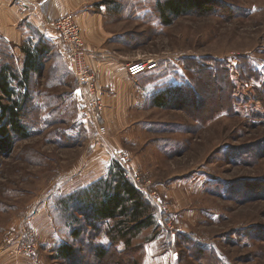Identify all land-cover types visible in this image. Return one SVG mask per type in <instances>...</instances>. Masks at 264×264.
Here are the masks:
<instances>
[{
	"label": "rangeland",
	"instance_id": "374dc122",
	"mask_svg": "<svg viewBox=\"0 0 264 264\" xmlns=\"http://www.w3.org/2000/svg\"><path fill=\"white\" fill-rule=\"evenodd\" d=\"M158 1L92 6L101 27L92 43L83 38L103 85L104 137L81 114L82 88L65 48L47 37L51 52L30 88L39 117L25 113L32 135L15 140L10 154L0 149V264H264V0H214L212 12L169 26ZM31 42L7 45L20 70ZM155 58L157 69L129 78L128 64ZM110 73L116 89L103 84ZM180 87L168 108L155 106ZM114 163L141 177L155 226L125 255L110 246L98 261L95 246L108 245V227H91L76 195ZM63 244L73 257L58 256Z\"/></svg>",
	"mask_w": 264,
	"mask_h": 264
},
{
	"label": "trees",
	"instance_id": "16d2710c",
	"mask_svg": "<svg viewBox=\"0 0 264 264\" xmlns=\"http://www.w3.org/2000/svg\"><path fill=\"white\" fill-rule=\"evenodd\" d=\"M213 4L214 0H162L158 1L156 9L162 23L169 26L184 15L212 12ZM36 33L39 39L22 48L25 56L22 70L17 67L15 56L7 48L11 44L0 41V149L7 154L11 153L15 140H26L32 135L33 124L26 120L25 113L31 111L34 121L39 117L38 110L34 111L32 106L31 80L34 74L40 75L43 72L51 48L48 47V38ZM2 59L5 62L1 64ZM190 65L194 69V63ZM184 89L180 87L161 93L154 100L155 106L168 108L172 96L185 92ZM76 196L78 202L90 209L91 227L96 229L98 224L108 227L105 237L109 246H95L98 261L106 260L110 246L126 248L122 251L125 255L144 231L155 226L154 206L116 163L106 177ZM70 200H75L74 196ZM73 236L79 238L80 232L75 230ZM57 253L61 259H69L75 255L76 250L72 245L63 244Z\"/></svg>",
	"mask_w": 264,
	"mask_h": 264
},
{
	"label": "built area",
	"instance_id": "2783aa9c",
	"mask_svg": "<svg viewBox=\"0 0 264 264\" xmlns=\"http://www.w3.org/2000/svg\"><path fill=\"white\" fill-rule=\"evenodd\" d=\"M44 14L47 16L49 23L52 25L56 36L61 41V44L65 48L70 65L79 81L82 91V106L81 114L88 119L91 123L98 128V134L100 137L106 135V128L102 127L101 113L103 112V85L100 82L99 76L96 71L87 63V57L89 55L88 48L83 38L81 28L75 22V20L69 15H56L51 16L49 11L44 9ZM160 58L147 59L145 61H136L127 65V73L130 77H138L146 72L155 70L158 68V62ZM117 160L125 167L131 163V158L128 155L118 151L115 152ZM134 182L135 186L140 191L148 193V188L145 186L141 177L132 173L129 169L126 171ZM143 191V192H144ZM156 197V196H155ZM152 198V197H151ZM3 243L9 244L10 238L5 235ZM28 247V249L34 248ZM26 249V248H25Z\"/></svg>",
	"mask_w": 264,
	"mask_h": 264
},
{
	"label": "crops",
	"instance_id": "0c3cea01",
	"mask_svg": "<svg viewBox=\"0 0 264 264\" xmlns=\"http://www.w3.org/2000/svg\"><path fill=\"white\" fill-rule=\"evenodd\" d=\"M94 3L96 0H0V41L13 45L31 42V35L26 33L29 29L36 30L46 38L56 36L44 14L45 9L51 16H71L81 28L86 42L92 43L91 34L96 27H101L91 11ZM21 57L24 63L25 56L22 53ZM115 80L116 75L110 73L106 78L103 77V84L106 88L116 89Z\"/></svg>",
	"mask_w": 264,
	"mask_h": 264
}]
</instances>
